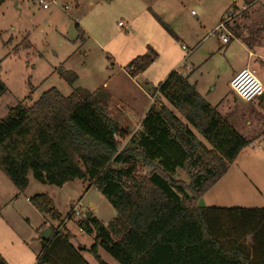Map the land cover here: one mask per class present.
<instances>
[{
    "label": "rangeland",
    "instance_id": "obj_1",
    "mask_svg": "<svg viewBox=\"0 0 264 264\" xmlns=\"http://www.w3.org/2000/svg\"><path fill=\"white\" fill-rule=\"evenodd\" d=\"M244 1L236 4L245 3L250 8L244 18L243 36L256 38L258 51L264 56V0ZM46 3L48 9L36 0H0V82L6 88L4 94L0 93V119L19 103L31 106L51 89L65 97L78 88L91 93L109 91L122 100L110 103L108 94L107 114L128 130L130 135L122 146L127 149L133 134L137 137L141 132L150 108L160 110L165 105L172 109L155 91L170 73L185 66V74L194 72L189 82L197 85L200 95L250 141L227 177L206 193L200 206L264 208V111L258 100L244 103L230 88L233 71L248 64V51L237 39L223 45L220 32L215 33L235 7L233 0ZM248 10L232 19L231 29ZM244 42L248 45L249 40ZM151 49L157 55L154 64L132 77L130 64ZM252 68L264 81V61L256 60ZM64 72L76 75L73 85L64 79ZM132 114L133 121L129 118ZM139 172L148 175L151 169L141 165ZM172 178L186 185L191 182L183 170H177ZM30 179L27 194L50 197L62 222L52 221L34 209L23 211L21 204L4 208L15 188L0 173V256L8 264H36L44 246L40 234L49 227L60 229L62 235L70 234L71 246L79 248L80 244L90 249L95 244L93 236L81 233L78 218H67L79 201L83 211L106 223L117 216L105 197L81 180L60 188L37 182L31 173ZM8 194L12 196L9 199ZM98 255L106 264H120L102 248ZM82 256L88 264H99L90 253Z\"/></svg>",
    "mask_w": 264,
    "mask_h": 264
},
{
    "label": "trees",
    "instance_id": "obj_2",
    "mask_svg": "<svg viewBox=\"0 0 264 264\" xmlns=\"http://www.w3.org/2000/svg\"><path fill=\"white\" fill-rule=\"evenodd\" d=\"M156 58L152 49L136 58L130 75L137 77ZM186 70L173 71L156 89L172 109H151L127 149L122 146L130 134L107 114L108 96L99 91L78 88L65 97L51 89L0 119V172L19 194L26 192L30 173L60 188L81 180L117 212L106 225L89 213L78 221L84 233L95 235L89 250L71 246L70 234L51 227L53 236L44 241L36 264H88L83 251L106 264L99 248L120 264H264V208L198 206L250 141L200 95L189 82L193 72ZM62 76L69 85L77 79L73 73ZM259 106L264 111V98ZM141 165L151 172L140 174ZM177 170L186 173L189 185L172 178ZM29 201L62 222L47 195ZM0 264L8 263L0 256Z\"/></svg>",
    "mask_w": 264,
    "mask_h": 264
},
{
    "label": "built area",
    "instance_id": "obj_3",
    "mask_svg": "<svg viewBox=\"0 0 264 264\" xmlns=\"http://www.w3.org/2000/svg\"><path fill=\"white\" fill-rule=\"evenodd\" d=\"M37 3L44 9H48L46 3L47 0H36ZM235 7L231 9L227 17L222 20L221 24L215 31V33L220 32V39L223 45H228L232 40L236 39L233 29H231L230 23L233 18L244 13L249 9V6L243 3L241 6H237L238 0H233ZM121 26V24H119ZM183 49H185L183 47ZM230 88L234 95L240 101L244 103H250L254 100H259L260 97L264 95V84L258 78L256 73L250 68H244L239 71L231 80ZM71 217L78 218V220H86L88 213L83 211V206L81 201L73 204L71 208ZM82 231V230H81Z\"/></svg>",
    "mask_w": 264,
    "mask_h": 264
},
{
    "label": "crops",
    "instance_id": "obj_4",
    "mask_svg": "<svg viewBox=\"0 0 264 264\" xmlns=\"http://www.w3.org/2000/svg\"><path fill=\"white\" fill-rule=\"evenodd\" d=\"M244 2H248V1H244ZM249 12H250V8H249V10H248V13L247 14H245V16H243L241 19L239 18V20H237L236 21V23H235V29H236V32H237V35H236V39L238 40V41H240L241 42V44H242V46H243V48L245 49V50H247L248 51V64H247V66H245L244 68H250L251 70H253L254 71V69L252 68V65H253V63L254 64H256V60H262V61H264V56L261 54V53H259V51H258V45H259V42H257L256 41V38H254V37H249V38H246L245 36H243V30H244V27H243V25H244V22H245V20H244V18L246 17V19H247V17H248V15H249ZM246 40H249V43H247L248 45H246V42H244V41H246ZM154 64V63H153ZM250 64V65H249ZM244 68H242V69H244ZM242 69H236V70H234L233 71V73H232V75H231V79H230V82H231V80H232V78L239 72V71H241ZM192 70H194V68L192 69ZM255 73H256V75L258 76V73L256 72V71H254ZM194 73V72H193ZM259 78V77H258ZM260 79V78H259ZM261 80V79H260ZM261 82L264 84V81H262L261 80ZM196 86V89H197V85H195ZM197 91H198V89H197ZM199 92V91H198ZM106 94V93H105ZM108 94H110L111 95V97H110V103H113V102H115V101H119V102H122V100H120L119 98H116V96H113V94L111 93V92H109L108 91ZM108 94H107V96H108ZM108 100H109V96H108ZM262 100V99H261ZM261 100H258V103H260V101ZM129 101H131V100H129ZM128 101V102H129ZM250 103H252V102H250ZM123 104V106L125 107V105H127V104H124V103H122ZM133 104V103H132ZM260 107V106H259ZM108 108L109 107H107V110H108ZM151 109H153V108H150L149 110H148V112L151 110ZM123 112V111H122ZM147 112V113H148ZM147 113H146V115H147ZM145 115V116H146ZM129 118H131V121H133V119L132 118H134V116H133V114L130 116L129 115ZM145 118V117H144ZM143 118V119H144ZM114 119H115V121L120 125V121H118L115 117H114ZM143 121V120H142ZM121 126V125H120ZM121 127H123V126H121ZM124 129H126V128H124ZM128 131V130H127ZM134 135V134H133ZM244 151V150H243ZM242 151V152H243ZM241 152V153H242ZM241 153H240V155H241ZM238 159V158H237ZM237 161V160H236ZM236 161H235V163H236ZM234 163V164H235ZM233 164V165H234ZM233 165L231 166V167H233ZM230 171H231V168H230ZM229 171V172H230ZM1 173V172H0ZM229 174V173H228ZM227 174V175H228ZM227 175H226V177H227ZM2 177V176H1ZM225 178V177H224ZM9 181V180H8ZM9 183L15 188V186L9 181ZM30 183H31V179H30V174H29V185H30ZM29 188V187H28ZM63 188V187H62ZM34 196V195H33ZM33 196H31L30 195V193H28L27 194V192L26 193H23V194H19L18 193V191H17V189L15 188V192H13V198L9 201V202H7L6 203V205L4 206V208H7L8 206H10V207H12V206H15V205H19V204H21L22 205V209H23V211H26V210H29V212L30 211H32L31 209H34L35 211H37L33 206H32V204L30 203V198L31 197H33ZM8 199L10 198V197H12L11 196V194H8L7 196H6ZM23 199V200H22ZM200 201H201V199H200ZM200 201L198 202V206L199 207H201L200 206ZM90 207L92 208L93 207V205L92 204H90ZM203 207V206H202ZM38 212V211H37ZM30 214V213H29ZM40 214V213H39ZM40 215H42V214H40ZM44 216V215H43ZM45 217V216H44ZM94 217V216H93ZM96 218V217H95ZM116 218V217H115ZM114 218V219H115ZM96 219H98V218H96ZM114 219H112V220H114ZM99 221H101L102 223H104L105 225L106 224H108L109 222H111V221H109V222H104L103 220H101V219H98ZM46 229V228H45ZM81 230V229H80ZM83 231H81V233H82ZM84 233V232H83ZM93 236V239H95V235H92ZM79 248H83V249H85V250H89V248H87V247H84L83 245H80L79 244ZM86 253H88L87 251H83V255L84 254H86Z\"/></svg>",
    "mask_w": 264,
    "mask_h": 264
},
{
    "label": "water",
    "instance_id": "obj_5",
    "mask_svg": "<svg viewBox=\"0 0 264 264\" xmlns=\"http://www.w3.org/2000/svg\"><path fill=\"white\" fill-rule=\"evenodd\" d=\"M264 95L259 98V100L263 99ZM53 236V229L51 227L46 228L43 230V232L40 234V239L43 241H49Z\"/></svg>",
    "mask_w": 264,
    "mask_h": 264
}]
</instances>
